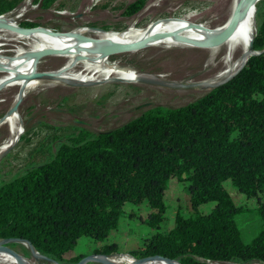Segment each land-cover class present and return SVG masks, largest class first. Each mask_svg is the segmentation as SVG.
Listing matches in <instances>:
<instances>
[{"label":"trees","instance_id":"obj_1","mask_svg":"<svg viewBox=\"0 0 264 264\" xmlns=\"http://www.w3.org/2000/svg\"><path fill=\"white\" fill-rule=\"evenodd\" d=\"M141 3L131 2L123 13H134ZM15 4L0 3V16ZM250 48L258 53L192 101L150 107L106 131L79 130L45 160L1 182L0 240L27 242L45 263L74 264L82 255L64 253L78 238L103 240L125 202H144L143 222L155 231L128 252L135 259L157 255L180 264H264V12ZM170 177L187 189L191 214L176 210L173 225L161 231ZM225 180L256 198L262 226L249 241L240 238L234 216L241 208L223 187ZM206 202H213L212 208L199 213L197 206ZM116 252L109 243L92 254L122 256L112 255ZM155 258L145 263L170 264Z\"/></svg>","mask_w":264,"mask_h":264},{"label":"rangeland","instance_id":"obj_2","mask_svg":"<svg viewBox=\"0 0 264 264\" xmlns=\"http://www.w3.org/2000/svg\"><path fill=\"white\" fill-rule=\"evenodd\" d=\"M8 1L10 0H0V3ZM133 1L135 0H53L49 6L41 7L42 0H16L12 12L13 15L19 14L16 22L22 30L33 28V32L46 31L53 37L77 29L101 31L103 34L123 32L134 37L135 33L148 29L150 33L157 28L161 29L159 32H165L168 30L167 26L172 24V19L180 18H186L195 24V27L199 24L206 27H210L211 24V27H214L223 22L231 4V0H141L139 9L130 15L124 14V8ZM263 12L264 0H260L256 5L255 23ZM156 19H159L156 21L158 26L151 23V26L147 27L149 22ZM25 24L30 27H24ZM156 34L157 32L153 35L157 36ZM181 43L165 45L148 41L142 48L127 50L111 57L118 66L134 67L140 73L160 78L156 84L112 79L111 82L75 86L49 82L36 85L28 91L26 97L17 105L22 125L21 134L16 142L15 139L9 143L4 154L0 156V183L9 180L23 169L45 160L57 143L79 130H86L92 134L106 131L150 107L183 105L211 89L200 88V85L204 79L219 69L221 54L217 53L211 57L205 46ZM11 49L15 50L13 47ZM44 58H41L44 60L40 59L38 64L40 71H56L62 66L61 58H58L61 62L53 57H50V60L49 57ZM173 84L180 86L169 87ZM16 92V87L0 90V119L4 117ZM6 136V126L0 125V144ZM222 184L234 205L245 203L248 208L256 205L255 197L246 199L245 195L228 180ZM163 202L165 210L159 227L161 231H166L173 225L176 210L183 216L191 214L188 191L184 184L174 177L168 179ZM212 206L213 202L202 203L197 206V211L207 213ZM122 209L116 227L103 240L93 241L82 236L77 239L71 250L64 253V256H87L99 246L115 242L117 252L112 255H122L121 257L106 258L108 256L93 255L92 260L96 262L88 261L84 264H113L119 261L132 264L130 260L132 256L128 252L140 247L143 239L155 230L143 222L148 212L144 202L139 204L125 202ZM258 220L257 216L248 212L235 214V225L242 241H249L260 230ZM2 246L15 252L17 256L21 254L29 257L27 250L20 244L9 242L1 244L0 248ZM0 256L15 257L1 250ZM205 263L233 264L214 261ZM39 264L49 263L39 261Z\"/></svg>","mask_w":264,"mask_h":264},{"label":"bare ground","instance_id":"obj_3","mask_svg":"<svg viewBox=\"0 0 264 264\" xmlns=\"http://www.w3.org/2000/svg\"><path fill=\"white\" fill-rule=\"evenodd\" d=\"M259 1L231 0L225 19L214 27H211V24H209L210 27L201 24L195 27V24L190 23L186 18L178 20L171 18L172 24L167 26V31L159 32L161 29L157 28L153 33H150L149 29L142 30L135 33L134 37L132 34L123 32L103 34L100 33L101 31L83 29L72 31L76 32L74 34L68 32L59 37H53L46 31L33 32L34 29L24 28L22 30L16 22L19 14L13 15L12 10L0 16V90L6 87L17 88L9 108L4 117L0 119V125H5L7 128V136L0 144V156L4 154L9 143L15 139L16 142L21 134L22 125L17 105L36 85L51 82L75 86L77 84L111 82V79L121 82L158 83L157 80H161L160 78L140 73L134 67L118 66V63L111 59L114 54L142 48L148 41L165 45L184 42V45L205 46L211 57L220 53L219 69L204 79L200 88H211L224 81L244 63L251 52L250 42L255 30V12ZM158 20L149 22L147 27L151 26V23L156 26ZM133 28L135 29L134 26ZM155 32H157V36L153 35ZM44 57H49L48 60L50 57L61 58L62 66L56 71L38 70L40 59ZM179 86L173 84L169 87ZM9 242L20 244L27 250L29 257L21 254L17 256L15 252L2 246L1 251L15 255V257L0 256V264H39L41 257L27 242L21 240L0 241V246ZM89 260L93 261L92 256ZM155 260L164 261L159 258H155ZM148 261L150 260L136 263L152 264L145 263ZM53 263L49 262V264ZM131 263L134 264V262ZM164 263L178 264L175 261H165ZM113 264L127 263L119 261Z\"/></svg>","mask_w":264,"mask_h":264},{"label":"water","instance_id":"obj_4","mask_svg":"<svg viewBox=\"0 0 264 264\" xmlns=\"http://www.w3.org/2000/svg\"><path fill=\"white\" fill-rule=\"evenodd\" d=\"M22 28V27H21ZM35 28H37V27H35ZM25 29H33V28H25ZM250 54L249 55H252V54H255V53H258V52H255V51H252L251 50V48H250ZM248 55V56H249ZM247 59V58H246ZM245 62V61H244ZM244 64V63H243ZM242 64V65H243ZM242 65L230 76V77H228L227 79H225L224 81H222V82H220V83H218V84H216L215 86H217V85H219V84H222L223 82H225L226 80H228L229 78H231L241 67H242ZM215 86H213V87H215ZM213 87H211V88H213ZM6 240H13V239H4V240H0V241H6ZM30 246V245H29ZM31 247V246H30ZM32 248V247H31ZM33 249V248H32ZM93 255H100V256H110V255H103V254H90V255H87V256H82L78 261H76L74 264H84V263H86V262H88V261H90L89 260V258L91 257V256H93ZM39 256L41 257V259H44V260H46V258L44 257V256H42V255H40L39 254ZM154 257H157V258H159V259H162V260H164V261H167V262H171V261H175V262H177L176 260H171V259H167V258H163V257H160V256H157V255H155V256H148V257H143V258H140V259H134V261L135 262H141V261H144V260H147V259H151V258H154ZM55 263V262H54ZM178 263V262H177ZM56 264H58V263H56ZM178 264H180V263H178Z\"/></svg>","mask_w":264,"mask_h":264},{"label":"crops","instance_id":"obj_5","mask_svg":"<svg viewBox=\"0 0 264 264\" xmlns=\"http://www.w3.org/2000/svg\"><path fill=\"white\" fill-rule=\"evenodd\" d=\"M227 192V191H226ZM228 193V192H227ZM230 196V195H229ZM246 197V196H245ZM231 198V197H230ZM248 198H251V197H246V199H248ZM238 206H240V208H241V211L239 212V213H250V214H252V215H254V216H257L258 218H259V220H260V217H259V215L257 214V211H256V209H255V207H256V205L254 204V206H251V207H249L248 208V206H247V204H245V203H243V204H240V205H238ZM259 220H258V223H259ZM261 226H262V223H261V220H260V228H261ZM248 229V228H247ZM239 235H240V232H239ZM145 239H143V241H144ZM111 243H114L115 244V242H111ZM116 245V244H115Z\"/></svg>","mask_w":264,"mask_h":264},{"label":"built area","instance_id":"obj_6","mask_svg":"<svg viewBox=\"0 0 264 264\" xmlns=\"http://www.w3.org/2000/svg\"><path fill=\"white\" fill-rule=\"evenodd\" d=\"M132 258V257H131Z\"/></svg>","mask_w":264,"mask_h":264}]
</instances>
